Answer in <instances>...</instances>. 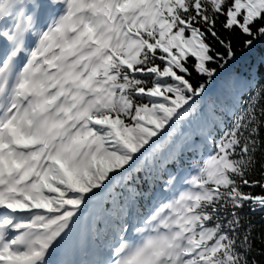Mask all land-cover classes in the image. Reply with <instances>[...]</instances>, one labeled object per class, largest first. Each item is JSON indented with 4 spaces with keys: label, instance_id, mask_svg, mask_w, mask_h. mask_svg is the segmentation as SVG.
I'll use <instances>...</instances> for the list:
<instances>
[{
    "label": "snow or ice",
    "instance_id": "snow-or-ice-1",
    "mask_svg": "<svg viewBox=\"0 0 264 264\" xmlns=\"http://www.w3.org/2000/svg\"><path fill=\"white\" fill-rule=\"evenodd\" d=\"M0 264H264V0H0Z\"/></svg>",
    "mask_w": 264,
    "mask_h": 264
}]
</instances>
